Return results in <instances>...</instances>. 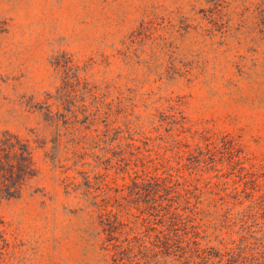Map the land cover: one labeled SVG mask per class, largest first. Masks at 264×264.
<instances>
[{
    "label": "rangeland",
    "instance_id": "374dc122",
    "mask_svg": "<svg viewBox=\"0 0 264 264\" xmlns=\"http://www.w3.org/2000/svg\"><path fill=\"white\" fill-rule=\"evenodd\" d=\"M5 132L34 177L0 195V264H110L86 191L120 207L155 152L206 180L225 134L264 167V0H0Z\"/></svg>",
    "mask_w": 264,
    "mask_h": 264
},
{
    "label": "trees",
    "instance_id": "16d2710c",
    "mask_svg": "<svg viewBox=\"0 0 264 264\" xmlns=\"http://www.w3.org/2000/svg\"><path fill=\"white\" fill-rule=\"evenodd\" d=\"M196 146L206 180L192 168L186 175L183 155L155 152L127 172L120 207L86 191L110 264H264V167L231 134ZM33 172L29 145L0 134V195L16 197Z\"/></svg>",
    "mask_w": 264,
    "mask_h": 264
}]
</instances>
